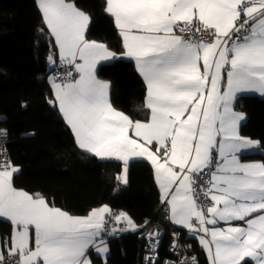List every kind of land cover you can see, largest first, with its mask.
Returning a JSON list of instances; mask_svg holds the SVG:
<instances>
[{
	"label": "snow or ice",
	"instance_id": "obj_1",
	"mask_svg": "<svg viewBox=\"0 0 264 264\" xmlns=\"http://www.w3.org/2000/svg\"><path fill=\"white\" fill-rule=\"evenodd\" d=\"M38 8L65 66L50 78L48 102L78 148L120 162L116 179L125 185L130 161L148 162L168 220L198 237L209 264H264V163L241 161L259 142L239 135L243 114L232 107L237 93H264V0H105L119 54L88 38L92 18L73 0H38ZM118 55L134 60L145 81V120L113 108L110 84L98 78V65ZM7 134L0 129L4 145ZM6 152L0 146V221L10 225L0 264H94L92 251L106 264L111 221L140 231L152 224L107 204L71 215L15 187L20 168ZM160 236L158 228L144 236L145 264H160ZM171 236L175 259L164 264H198L180 255V233Z\"/></svg>",
	"mask_w": 264,
	"mask_h": 264
},
{
	"label": "trees",
	"instance_id": "obj_2",
	"mask_svg": "<svg viewBox=\"0 0 264 264\" xmlns=\"http://www.w3.org/2000/svg\"><path fill=\"white\" fill-rule=\"evenodd\" d=\"M73 2L92 18L88 38L119 54L122 38L105 12V0ZM50 55L54 57L55 45L36 0H0V126L10 133L8 150L20 168L15 187L40 193L75 216H86L91 209L107 204L127 213L137 225L145 220L152 221L149 227L161 223L166 230L161 256H167L174 227L165 218L167 211L160 202L152 167L143 160L131 162L125 185L116 179L122 172L120 162L101 161L78 148L59 109L48 102L52 98ZM98 76L111 83L115 109L133 120L147 119L146 87L132 59L118 55L99 66ZM236 108L247 117L242 135L259 141L264 151V98L241 97ZM243 159L264 162V154ZM9 231L10 225L0 221V234ZM143 231L130 229L119 239L106 240V264H138ZM184 240L193 242L201 264H208L197 244L186 235ZM92 259L94 264H103L99 255Z\"/></svg>",
	"mask_w": 264,
	"mask_h": 264
},
{
	"label": "built area",
	"instance_id": "obj_3",
	"mask_svg": "<svg viewBox=\"0 0 264 264\" xmlns=\"http://www.w3.org/2000/svg\"><path fill=\"white\" fill-rule=\"evenodd\" d=\"M199 39L201 40H206L207 39V36L206 35H201L199 37ZM65 72V66L61 63L57 64L52 72H51V75L54 76L56 73H59L61 75H63V73ZM0 129H7L6 127L4 126H0ZM8 131V129H7ZM7 143L6 145H4V137H0V146H6V149H7V152L5 153V155H8L10 156V153H9V150H8V144L9 142L11 141V136H10V133L8 131V134H7ZM11 157V156H10ZM12 160V159H11ZM204 203H207V201H204ZM113 210V213H119V212H123L122 210H115V209H112ZM168 212L165 216V218L168 220ZM168 222H170L168 220ZM171 224V222H170ZM107 227L109 228V230H111L112 228H115L116 229V232L114 234H111V235H107L104 237L105 240L109 241L113 238L115 239H119L121 238L122 236L128 234L130 232V229L131 228H128L126 223L125 222H120L119 224L115 223L114 221H111ZM158 228L160 233H161V236H160V246H159V257H160V264H164V261L165 260H172V259H175V257L173 256L171 250H170V245L168 246V255L165 256V257H162L161 256V247H162V242H163V239L166 235V230L165 228L161 225V223H157V224H154L152 225L151 227H148L146 228L143 233L141 234V237H140V254H139V261H138V264H145V255L146 253L148 252L149 250V246H150V241L145 239L144 236L147 234V232H150V231H153L154 229ZM174 232H179L182 239L180 240V244L182 245L183 247V250L180 252V255L181 256H186L188 257V259L190 260L192 256H195L197 261H198V264H201V261H200V258L198 256V254L196 253L195 251V245L193 242H186L184 240V235H186L185 232H183L182 230H179L177 228H174L171 232H170V237H171V240H172V236L171 234L174 233ZM190 246V248H189Z\"/></svg>",
	"mask_w": 264,
	"mask_h": 264
},
{
	"label": "crops",
	"instance_id": "obj_4",
	"mask_svg": "<svg viewBox=\"0 0 264 264\" xmlns=\"http://www.w3.org/2000/svg\"><path fill=\"white\" fill-rule=\"evenodd\" d=\"M36 2H37V5H38V0H36ZM40 10V9H39ZM41 12V11H40ZM42 14V13H41ZM54 58L56 59V64H52L51 62H50V68H49V70H50V72L53 70V68L57 65V64H59L60 63V61H59V57H58V49L56 48V46H55V55H54ZM131 59V58H130ZM111 61H113V60H110V61H102L101 62V64L102 63H107V62H111ZM134 61V60H133ZM135 63V62H134ZM99 66L100 65H98V68H99ZM136 66V65H135ZM137 69V68H136ZM137 72H138V70H137ZM139 73V72H138ZM140 75V74H139ZM141 76V75H140ZM50 78H52V76H51V74L49 75V77H48V82H49V84H50V87H51V91H52V98H53V88H52V86H51V83H50ZM98 78H99V76H98ZM141 78L143 79V77L141 76ZM100 79V78H99ZM144 81V80H143ZM106 82H108V81H106ZM144 83H145V81H144ZM109 84H110V88H109V99H110V102H111V92H112V85H111V83L109 82ZM145 87H146V84H145ZM247 96H258V97H261V98H264V93H260V92H258V91H255V90H251V91H245V92H240V93H237V96H236V100L234 101V103H233V110L235 111V112H237V113H241V114H243V119L239 122V135L241 136V137H244L243 135H242V126L245 124V122H246V119H247V117H246V115H245V113H243V112H241V111H239V110H237V108H236V105H237V101L239 100V98H241V97H247ZM51 98V99H52ZM111 104H112V102H111ZM112 106H113V104H112ZM58 108V107H57ZM113 108H114V106H113ZM117 110V109H116ZM117 111H119V110H117ZM65 121V120H64ZM246 138V137H245ZM249 139V138H248ZM251 140H253V139H251ZM253 141H257V140H253ZM259 142V141H258ZM82 150V149H81ZM82 151H84V150H82ZM85 152V151H84ZM253 153H263L264 154V151H263V149L261 148V144H260V142H259V144H258V146H256V147H252V148H248V149H244V150H242V152L241 153H239L238 155L240 156V158H241V161L242 162H244V163H264V162H258V161H245L243 158L246 156V155H249V154H253ZM92 155V154H91ZM94 156V155H93ZM96 158H98V157H96ZM99 160H101V161H115V160H107V159H101V158H98ZM136 160H142V159H139V158H137V159H134V160H132V161H130V163L131 162H133V161H136ZM144 161V160H143ZM146 162V161H145ZM130 163H129V165H130ZM148 163V162H147ZM129 167V166H128ZM15 177V176H14ZM166 209V208H165ZM166 211H167V209H166ZM172 224V223H171ZM172 226L174 227V228H177V229H179V230H182L183 232H185L186 233V236H187V238H190V239H192L196 244H197V247H198V249L200 250V252H202L203 253V255H204V257H205V259L208 261V264H209V258H208V255H207V252H206V250L202 247V245L199 243V239H198V237H195V236H193L190 232H188L187 230H184V229H181L180 227H178V226H176V225H174V224H172ZM106 241V240H105ZM106 243H107V246H108V242L106 241ZM108 248H109V246H108ZM94 254H96L95 253V251H92V255H94ZM97 255V254H96ZM108 255H109V252H108V254H107V257H108ZM99 256H101V255H99ZM107 257H106V259H107ZM249 262H251V261H249ZM252 263V262H251Z\"/></svg>",
	"mask_w": 264,
	"mask_h": 264
},
{
	"label": "rangeland",
	"instance_id": "obj_5",
	"mask_svg": "<svg viewBox=\"0 0 264 264\" xmlns=\"http://www.w3.org/2000/svg\"><path fill=\"white\" fill-rule=\"evenodd\" d=\"M52 72V71H51ZM52 76V75H51ZM53 77V76H52Z\"/></svg>",
	"mask_w": 264,
	"mask_h": 264
},
{
	"label": "bare ground",
	"instance_id": "obj_6",
	"mask_svg": "<svg viewBox=\"0 0 264 264\" xmlns=\"http://www.w3.org/2000/svg\"><path fill=\"white\" fill-rule=\"evenodd\" d=\"M163 243V242H162Z\"/></svg>",
	"mask_w": 264,
	"mask_h": 264
}]
</instances>
